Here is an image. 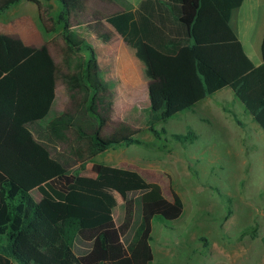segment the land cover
Instances as JSON below:
<instances>
[{
    "label": "trees",
    "instance_id": "1",
    "mask_svg": "<svg viewBox=\"0 0 264 264\" xmlns=\"http://www.w3.org/2000/svg\"><path fill=\"white\" fill-rule=\"evenodd\" d=\"M21 1L0 0V15ZM28 1L55 35L37 47L0 31V264H153L155 218L177 220L185 204L136 170L102 165L92 176L132 188L118 225L116 197L78 182L77 168L96 156L145 144L142 130L117 116L114 91L79 30L107 40L111 27L135 50L148 80L144 124L159 139L168 131L156 124L224 88L264 130V38L256 66L231 25L244 0H152L137 10L58 0L57 15L44 0Z\"/></svg>",
    "mask_w": 264,
    "mask_h": 264
},
{
    "label": "rangeland",
    "instance_id": "2",
    "mask_svg": "<svg viewBox=\"0 0 264 264\" xmlns=\"http://www.w3.org/2000/svg\"><path fill=\"white\" fill-rule=\"evenodd\" d=\"M27 2L4 11L0 26L5 34L39 47L55 34L45 30L38 6ZM44 2L53 15L60 12L58 0ZM260 17L259 13L238 16V33L255 63L261 60V52L259 41L252 44V30L254 34L262 30ZM86 32L79 30L81 35ZM139 63L134 61L125 70L113 62L107 64L105 78L116 89L117 116L140 128L137 137L145 144L112 148L96 156L77 168L78 182L112 193L118 201L116 217L125 214L126 196L132 188L92 176L102 160L139 170L146 179L159 182L169 198L172 189L180 194L185 204L181 218L154 220L153 264H264V130L233 90L224 88L192 109L156 124L157 129L168 131L157 138L144 124L148 80ZM191 130L198 136L192 142L173 137ZM32 196L35 200L40 197L38 191H32Z\"/></svg>",
    "mask_w": 264,
    "mask_h": 264
},
{
    "label": "crops",
    "instance_id": "3",
    "mask_svg": "<svg viewBox=\"0 0 264 264\" xmlns=\"http://www.w3.org/2000/svg\"><path fill=\"white\" fill-rule=\"evenodd\" d=\"M26 1H28V0H26ZM114 1L117 3L119 10H130V9L131 10H137L140 8V6L143 2L152 1V0H114ZM27 3H28V5L29 4L30 5H33V4L36 5L35 3L31 2V1H28ZM240 13H250V14L259 13V14H261L260 18H261V21L263 22L262 30L257 31L255 34H254V31L252 30V32H253V38L252 39H254V37H255V40L252 41V44H254L256 46L258 44V41H259L261 60L258 61L257 63H255L253 61V58L251 57L250 53H248L246 51L247 54L252 59L253 63L256 66H258L261 63H263L262 42H263V38H264V0H244L243 4L240 7L233 10L232 17H231V25H232L233 29L235 30V32L237 33L240 41L243 44V41H242V39L238 33V28H239L238 16ZM109 29L111 31H110L109 38L107 40H102V39L99 40L97 35L93 34V33H87L86 32V34H84V35L82 34V36L85 37L87 42L93 46V48L96 52V55H97V59L103 68L104 77L106 75H108L107 71H105V68H106L105 65H107V64H111L113 62L114 65L116 64L115 65L116 68L118 67V69H119V67H121V68H123V70H125L126 67L132 68L133 66H131V65L134 61H137L138 63L140 61L136 57L135 50L132 47H130L129 45H127L124 42V40L121 38V36L114 29H112L111 27ZM0 31H2L4 33V31H6V30L5 29L2 30V28L0 26ZM250 34H251V31H250ZM258 38H259V40H258ZM25 42L29 45V41H27V39ZM243 46H244V44H243ZM244 48H245V46H244ZM125 60H130V62H126ZM139 64L142 65L141 61ZM142 67H143V65H142ZM143 69H144V67H143ZM111 87H112V90L114 91V98H115V103H116V95H115L116 89L113 86H111ZM100 164L121 167L119 165H112V164L106 163L104 160H102L100 162ZM123 168L133 169L130 167H123ZM133 170L140 172L137 169H133ZM149 181H152V180H149ZM117 203H118V201H117ZM114 217H115L116 223L118 225H120L124 221L125 214H122L120 212L117 217L114 214Z\"/></svg>",
    "mask_w": 264,
    "mask_h": 264
}]
</instances>
